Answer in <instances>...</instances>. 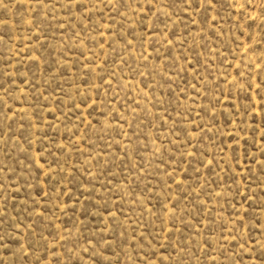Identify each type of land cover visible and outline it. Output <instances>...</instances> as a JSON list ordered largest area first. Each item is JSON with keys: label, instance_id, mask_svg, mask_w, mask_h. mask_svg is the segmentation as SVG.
<instances>
[{"label": "rangeland", "instance_id": "obj_1", "mask_svg": "<svg viewBox=\"0 0 264 264\" xmlns=\"http://www.w3.org/2000/svg\"><path fill=\"white\" fill-rule=\"evenodd\" d=\"M0 264H264V0H0Z\"/></svg>", "mask_w": 264, "mask_h": 264}, {"label": "snow or ice", "instance_id": "obj_2", "mask_svg": "<svg viewBox=\"0 0 264 264\" xmlns=\"http://www.w3.org/2000/svg\"><path fill=\"white\" fill-rule=\"evenodd\" d=\"M209 2L211 3V0H209Z\"/></svg>", "mask_w": 264, "mask_h": 264}]
</instances>
